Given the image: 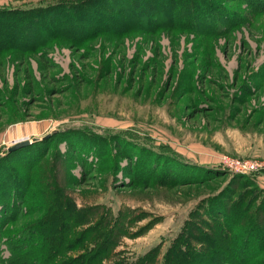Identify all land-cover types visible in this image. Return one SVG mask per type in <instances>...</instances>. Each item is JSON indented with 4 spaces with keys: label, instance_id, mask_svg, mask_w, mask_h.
<instances>
[{
    "label": "rangeland",
    "instance_id": "1",
    "mask_svg": "<svg viewBox=\"0 0 264 264\" xmlns=\"http://www.w3.org/2000/svg\"><path fill=\"white\" fill-rule=\"evenodd\" d=\"M61 1L0 0L44 8L0 40V264H164L204 195L264 198V0Z\"/></svg>",
    "mask_w": 264,
    "mask_h": 264
},
{
    "label": "trees",
    "instance_id": "2",
    "mask_svg": "<svg viewBox=\"0 0 264 264\" xmlns=\"http://www.w3.org/2000/svg\"><path fill=\"white\" fill-rule=\"evenodd\" d=\"M161 1L162 3L167 2V0ZM169 2L173 1L169 0ZM79 4L82 3H78L76 0H68L66 3L61 1L56 3V5H51L50 8H55V11H59V14L65 11L69 13V11L73 10V6ZM115 6V8H118L119 4ZM43 9L42 7L15 8L0 12V25L5 23L2 27L0 26V40L12 42L15 40L22 41L20 40L21 37L18 38L21 35V31L16 27L17 24L21 23V21L33 23L34 21H39L40 18L42 19L43 15L40 16V13L43 12ZM36 14L40 18L37 19L35 17ZM84 16L83 13L82 17L84 18ZM13 19H17V22L15 20L12 21ZM8 21L10 23L7 24V29H4ZM55 23L56 25L51 26L52 30H60L63 28L67 31L68 28L65 25L71 22L68 20L64 22L66 24H62V21H56ZM16 150L14 149V151ZM6 154L5 151L0 157H6ZM250 185V190L240 194L237 198H232L227 193L223 194L224 189H217L216 192H212L207 196L204 195L198 205L200 206L199 211L201 214L197 216L199 217L200 223H194L191 220L182 227L183 231L178 241H174L166 250L163 263L253 264L251 261L252 256L255 253L260 254L262 250L264 251V198L262 200L260 198L258 199V197H261L263 190L256 187L253 183ZM235 188L237 189L238 187L234 186L233 189L235 190ZM0 193H5L7 198L6 205L0 202V205L3 207L0 208L1 221L3 215L7 213L5 208H9L11 203L17 198L13 201V196L15 195L5 192L2 185L0 186ZM254 198L260 200L261 204L253 205L251 199ZM204 215L206 218H204ZM190 228H194V230H190ZM54 233H56V230ZM199 245L205 246L198 248ZM46 257L48 256H44L41 252L35 250H33L32 254H19L18 252H14L13 262L11 261L8 264H26L29 258L33 259V261L42 262L46 260ZM145 258H140L138 260L139 263L136 264H153L155 261L153 256L149 260H145ZM33 264L37 263L33 262Z\"/></svg>",
    "mask_w": 264,
    "mask_h": 264
},
{
    "label": "built area",
    "instance_id": "3",
    "mask_svg": "<svg viewBox=\"0 0 264 264\" xmlns=\"http://www.w3.org/2000/svg\"><path fill=\"white\" fill-rule=\"evenodd\" d=\"M222 165L225 169L232 170L233 172L242 171L248 173H256L258 170V165L250 160H242L238 158H229L223 156L221 159Z\"/></svg>",
    "mask_w": 264,
    "mask_h": 264
},
{
    "label": "water",
    "instance_id": "4",
    "mask_svg": "<svg viewBox=\"0 0 264 264\" xmlns=\"http://www.w3.org/2000/svg\"><path fill=\"white\" fill-rule=\"evenodd\" d=\"M32 139L34 140V139H36V137H33ZM28 141H29V139H27V138L17 140V141L14 142L13 145L6 147L5 151H11V150H13V149H15V148H17V147H19L21 145H25V144L28 143Z\"/></svg>",
    "mask_w": 264,
    "mask_h": 264
}]
</instances>
